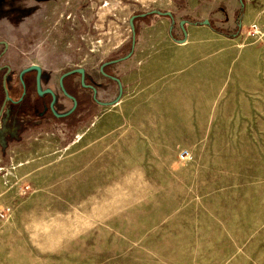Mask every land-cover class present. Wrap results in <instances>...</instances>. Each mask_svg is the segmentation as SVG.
Masks as SVG:
<instances>
[{
	"label": "rangeland",
	"instance_id": "1",
	"mask_svg": "<svg viewBox=\"0 0 264 264\" xmlns=\"http://www.w3.org/2000/svg\"><path fill=\"white\" fill-rule=\"evenodd\" d=\"M89 2L0 0V67L24 96L0 121V264H264V0H213L207 27L175 18L161 47L138 20L148 57L128 94L116 64L118 81L97 70L130 30L94 24ZM162 75L177 82L158 90Z\"/></svg>",
	"mask_w": 264,
	"mask_h": 264
},
{
	"label": "crops",
	"instance_id": "2",
	"mask_svg": "<svg viewBox=\"0 0 264 264\" xmlns=\"http://www.w3.org/2000/svg\"><path fill=\"white\" fill-rule=\"evenodd\" d=\"M180 1L181 0H126V3L124 5H118V7L116 6L113 7L111 4L109 5L107 1H105L102 4L101 0H90L89 2L90 5H87V8L93 9V11H91L92 12L91 21L94 24L95 23L97 24V22H99L100 24L102 22V26L100 27H104V25H106L105 27L108 28V25H109V29H111L110 27H112L113 30H117V29L121 30V29L128 28L131 34V37H128L129 38L128 42H127V36H126L124 37V39L119 40L120 41V42L118 41L119 43L117 42L115 43L116 46L113 48V50H110L107 54L105 52L103 56H98V59H100L101 63L99 64V70L97 71L99 73H102L118 81V79L114 78L111 74L106 72L107 67H110V66L112 67L113 65L116 64L118 66L117 69L120 70V73L124 74L123 75L124 84L122 82L121 86L124 85V91L128 94L129 92L132 91L131 89L135 84L143 83L142 73H141V78L139 80H137L138 77L136 74L138 72H142L143 68H145V65L140 64V62L147 59L146 58L147 55L139 51L140 46L146 44V37L138 36L136 38L137 28L140 27L138 20H137V15H140V14L142 16L148 15L144 19L145 21L153 18L151 26L157 27L159 25L161 27V28H157L159 30H156L158 32L157 34H160L161 36H157L153 38L155 39V41H157V45L160 46L161 45L160 43H163L165 39L169 38V37L164 36L166 33L165 31H167L168 34L170 35L172 23L174 22L175 18L180 19L184 16L185 17L189 16V17H192L193 19L202 18L206 20L207 15L208 17L209 15L214 16L213 15L214 11L216 12L217 8L220 6V5L216 7L213 6L215 5L212 3L213 0H185L183 6L181 5ZM219 1H222V0H219ZM44 11L47 13L48 12L47 8H45ZM101 11L102 12L104 11L103 12L104 16H100ZM195 12H196V15H195ZM197 13H204V14L197 15ZM82 14H84V11H82V8H81L79 11H77V16H76L77 20L81 21V23H83L84 21V15ZM81 16L83 17L82 20H81ZM215 17L216 16H214L213 18ZM44 19H46V21L48 22L49 19L51 18L47 17L46 15ZM50 23H52V21H50ZM202 26L207 27L206 24ZM100 27H99V30H100ZM196 27L201 28V26L195 25L192 23H187L186 27H184V32L186 36V40L184 41L185 44L189 42L191 29H196ZM124 45H125V48L128 45V49H129L128 54L125 55L123 58L116 57L117 56L116 53L120 52V49ZM156 56L162 58V60L164 61H169V57H171V55L161 53V52H158ZM162 67L170 68L172 66L171 64L168 63V64H163ZM76 73L80 74V76L83 78L81 79L82 87H85V88H87L88 86L93 87V85H90L86 82H85L86 85H84L83 73H85V69L76 70ZM28 74L32 77H35L36 86H37L38 83L40 82V78L42 77V68L40 67V65L36 64V65H32L31 67L27 68L23 72L22 80H23L24 90H26V86H25L26 83L23 78ZM162 77L163 78L158 77L159 79L158 80V90L160 89V87L163 88V86L170 85L171 82L173 83L177 82L175 81L174 77L172 79L169 78L171 77V75L167 77L165 75H162ZM63 79L61 81H63ZM146 83H148V81H146ZM64 84L65 83L61 82L60 86L57 89H55V91L59 92L60 88H62V91H64L67 98L75 99L74 93H72L71 90ZM81 86L80 88H76L77 92L82 89ZM38 92L41 97L47 96L46 94L48 95L51 94L53 96V94L56 93V92L54 93L53 89L52 90L48 89L44 92H40V91ZM80 92L81 91H79L78 93Z\"/></svg>",
	"mask_w": 264,
	"mask_h": 264
},
{
	"label": "flooded vegetation",
	"instance_id": "3",
	"mask_svg": "<svg viewBox=\"0 0 264 264\" xmlns=\"http://www.w3.org/2000/svg\"><path fill=\"white\" fill-rule=\"evenodd\" d=\"M1 69H3L5 71V74L3 76L2 81L0 80V111L2 109V105H3L4 101H5V96H6V89L7 88H6V85L4 83L6 81L7 75L10 72L9 67H0V70ZM25 86H26V84H25ZM23 93L25 95L26 94V90H23ZM8 95H9L10 99L7 102L10 101V102H13V103L16 104V103H21L24 100V96H23V97H20L21 99L19 98V100L15 101L13 98H11V96L9 94V90H8ZM7 102H6V104H7ZM5 107H6V105L4 106V109H5ZM3 112H4V110H3ZM3 112H2V114H3ZM1 117H2V115L0 116V121H1Z\"/></svg>",
	"mask_w": 264,
	"mask_h": 264
},
{
	"label": "trees",
	"instance_id": "4",
	"mask_svg": "<svg viewBox=\"0 0 264 264\" xmlns=\"http://www.w3.org/2000/svg\"><path fill=\"white\" fill-rule=\"evenodd\" d=\"M238 14H236V31L239 30L240 28V20H241V13H240V10L237 12ZM238 15V16H237ZM148 15H145V16H142L141 14L140 15H137V20H142V21H145L144 19L147 17ZM220 31V33H223V34H226L228 35L229 37H233L234 36V33L230 30H226V29H220L218 30Z\"/></svg>",
	"mask_w": 264,
	"mask_h": 264
},
{
	"label": "water",
	"instance_id": "5",
	"mask_svg": "<svg viewBox=\"0 0 264 264\" xmlns=\"http://www.w3.org/2000/svg\"><path fill=\"white\" fill-rule=\"evenodd\" d=\"M204 22H205V24H208V23H209L208 20H205ZM4 84L6 85V81H5ZM9 99H10V97H9V95H8V90L6 89L5 101H4L3 105H2V109H1V111H0V116L2 115V112H3V110H4V106L6 105V102H7Z\"/></svg>",
	"mask_w": 264,
	"mask_h": 264
},
{
	"label": "built area",
	"instance_id": "6",
	"mask_svg": "<svg viewBox=\"0 0 264 264\" xmlns=\"http://www.w3.org/2000/svg\"><path fill=\"white\" fill-rule=\"evenodd\" d=\"M254 27H256V26H254ZM256 33H258L257 28L251 31V34H252V35H254V34H256ZM181 157H182L183 159L188 158V152H187V151L182 152V153H181Z\"/></svg>",
	"mask_w": 264,
	"mask_h": 264
}]
</instances>
